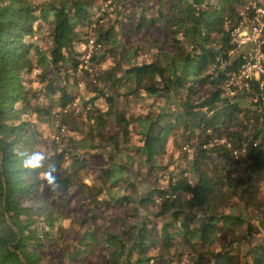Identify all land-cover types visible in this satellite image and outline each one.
<instances>
[{
	"label": "trees",
	"instance_id": "obj_1",
	"mask_svg": "<svg viewBox=\"0 0 264 264\" xmlns=\"http://www.w3.org/2000/svg\"><path fill=\"white\" fill-rule=\"evenodd\" d=\"M248 2L119 0L104 23L99 0H0V264H264V90L226 89ZM90 39L106 48L87 63ZM90 65L88 130L49 140ZM109 82L147 112L120 109ZM100 142L114 153L84 154ZM134 168L154 178L142 193Z\"/></svg>",
	"mask_w": 264,
	"mask_h": 264
},
{
	"label": "built area",
	"instance_id": "obj_2",
	"mask_svg": "<svg viewBox=\"0 0 264 264\" xmlns=\"http://www.w3.org/2000/svg\"><path fill=\"white\" fill-rule=\"evenodd\" d=\"M250 8L249 5H245L240 9L241 19L232 31L236 47L231 51V54L234 56L239 50H242L240 54L243 55V61L226 83V89L231 95L251 91L255 86L264 90V8L258 6L256 2L253 3L252 9ZM248 10H253L254 13L250 14ZM88 45L91 49H98L101 46L96 44L94 39H90ZM259 100L262 101L261 106L264 107V94L261 97L258 95L254 97V102ZM79 103L80 97L78 96L68 108H74L75 112L79 113L81 111ZM56 126L58 132L53 138L60 141L68 127L59 123ZM221 141L232 147L225 138ZM245 152V148L233 150L235 157H239Z\"/></svg>",
	"mask_w": 264,
	"mask_h": 264
},
{
	"label": "rangeland",
	"instance_id": "obj_3",
	"mask_svg": "<svg viewBox=\"0 0 264 264\" xmlns=\"http://www.w3.org/2000/svg\"><path fill=\"white\" fill-rule=\"evenodd\" d=\"M260 0H249V2L246 4V5H249L251 8L253 7V3H259ZM119 2V0H116V4L115 2H112L111 0H99V4H102L101 6V14L102 15H105V19H104V23H109L111 19L114 18L115 16V8H116V5L117 3ZM245 6V5H244ZM260 6V5H258ZM243 6H239V10L242 9ZM263 8V6H260ZM106 47H104V49L102 48V50H99V49H91L89 47V45H87V55L85 56V62H87L89 60V57L88 55H90L91 53H98V52H104ZM242 50H239L235 55H239L241 53ZM88 63V62H87ZM88 69V73L84 74L83 73V76L80 77V80H79V83L77 85V91L76 93L79 95L80 97V101H82V98L83 96H88L89 93L85 92V90L83 91V88L84 86H92V84H95V76H94V73H95V69L91 67L87 68ZM81 73V71H79ZM81 84V85H80ZM109 85L107 86V83H102V87L104 86H107V87H104L106 89V91H108V95H113L116 100L118 101V106L120 107V109L124 110V111H127V113L129 115H139L140 113L142 112H147V105L148 103H144V104H141L140 106L135 103V99H136V95H127L126 93H124L123 90L119 89L117 86L115 85H112L111 82L108 83ZM122 91V92H121ZM85 92V93H84ZM161 99V102L164 104V108H165V111H168V110H172V107L174 104L177 103V98L174 96V95H171V96H162L160 97ZM152 105V102L149 106L150 108V111L151 113H156L157 110H154L153 106ZM136 107V108H135ZM141 107V108H140ZM82 110V108H81ZM64 113H60L57 118V122L54 123L52 125V127H50V131L48 132V138L49 140H52L53 139V136L57 134V124H65V125H68V128H70V130H73V128H75L76 126H79L81 128L82 131L86 132L88 130V127H86V120L84 118V114L85 113H80V114H77L74 112L71 114L72 116L68 118V120L70 122H65L66 121V115H63ZM136 131L139 130L138 126H136ZM76 132L80 133L81 134V131H79L77 128L75 129V131L73 130V134H76ZM68 135V134H66ZM64 135V136H66ZM70 135V134H69ZM95 140V139H94ZM96 141V140H95ZM214 141H217V140H214ZM59 143V142H57ZM101 145H102V148H99L98 150L96 149H92L91 151H87L85 152L84 154H89L90 152L91 153H94V152H97V151H101L105 157H109L111 153H114V148L112 146H109L107 145L106 143L104 142H100ZM61 147H63V145H61ZM50 149V146L48 147ZM47 148V150H48ZM189 152H192L193 151V148L190 146L189 147ZM83 153V152H82ZM117 153V152H116ZM179 153H177L176 156H178ZM120 157V156H119ZM107 159V158H105ZM137 168H139V164L137 163L136 165ZM91 176V175H90ZM90 176H86L85 178V181L89 184L93 183V179L90 177ZM134 176H135V179L137 181V183L139 184V191L140 193L144 192L146 189L150 188V186L153 184V180L154 178H150L148 175H147V172L145 170H142L140 172L139 171H136V168H134ZM72 208H75L76 207V204L75 203H72L71 205ZM78 213V210H75L74 211V214H77Z\"/></svg>",
	"mask_w": 264,
	"mask_h": 264
},
{
	"label": "clouds",
	"instance_id": "obj_4",
	"mask_svg": "<svg viewBox=\"0 0 264 264\" xmlns=\"http://www.w3.org/2000/svg\"><path fill=\"white\" fill-rule=\"evenodd\" d=\"M45 160V157L40 152H34L30 156H28L23 161V166L27 169H39L42 167V162ZM56 171L54 166H50L48 168L46 178L48 179L49 184H52L54 182V176L53 173Z\"/></svg>",
	"mask_w": 264,
	"mask_h": 264
}]
</instances>
